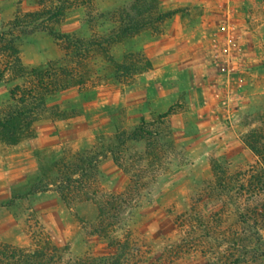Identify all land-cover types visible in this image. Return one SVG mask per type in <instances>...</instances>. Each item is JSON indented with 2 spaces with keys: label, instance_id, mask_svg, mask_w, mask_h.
Segmentation results:
<instances>
[{
  "label": "rangeland",
  "instance_id": "obj_1",
  "mask_svg": "<svg viewBox=\"0 0 264 264\" xmlns=\"http://www.w3.org/2000/svg\"><path fill=\"white\" fill-rule=\"evenodd\" d=\"M92 1L70 0L66 14L49 22L62 39L45 30L22 32L26 65L53 60L70 71L59 72L46 98L49 111L33 129L0 144V241L28 246L34 234L73 258L117 248V231L94 234L85 221L97 204L84 198L128 186L130 175L112 146L124 144L128 155L143 151V141L129 138L145 121L168 154L150 195L133 210L142 241L129 264H207L195 247L175 260L166 251L186 235L174 217L198 202L195 212L219 226L237 224L250 205L264 208L258 191L253 199L236 192L217 199L202 190L212 180L214 157L226 158L231 174L244 179L262 165L245 134L250 116L264 110V0H148L147 21L131 35L118 32L112 14L137 0ZM19 8L35 11L40 3L0 0V27ZM21 82L0 84V106ZM88 173L97 179L77 197L70 179L86 181ZM62 208L72 216L55 217ZM231 251L234 260L240 251Z\"/></svg>",
  "mask_w": 264,
  "mask_h": 264
},
{
  "label": "trees",
  "instance_id": "obj_2",
  "mask_svg": "<svg viewBox=\"0 0 264 264\" xmlns=\"http://www.w3.org/2000/svg\"><path fill=\"white\" fill-rule=\"evenodd\" d=\"M92 2L83 0L82 5L88 6ZM39 3L40 8L35 11L27 12L19 8L11 21L0 27V84L22 80L12 89V100L0 106V144L16 143L21 140L24 131L33 129L35 122L41 120L49 111L46 98L52 92L59 72L67 74L70 71L66 66L56 67L53 60L46 65L32 67L23 60L22 32L27 34L45 30L62 39V34L49 22L59 19L72 6H68L70 0H64V3L39 0ZM148 5H151L148 0H137L132 5L117 7L112 17L119 23L118 32L122 35L139 32L147 21L145 13L149 11ZM250 120L252 128L245 134V140L260 159L261 168L244 179L242 173L231 174L232 170L226 158L214 157L211 159L213 177L208 183L209 186L202 188L204 193L217 199L234 192L237 196L246 193L251 199L256 196L254 193L257 191L264 195V110L252 114ZM132 132L134 136L129 139L145 143V149L139 154H126L127 148H123L124 144L112 146L114 158L130 175V182L124 191L103 192L99 195L96 193L99 198L95 197L96 194L94 198L92 195L84 198L83 195L90 190V186H86L93 184L97 178L88 173L89 179L86 181L70 179V182L77 183V197L84 200L96 199V215L90 219L83 217L91 224L93 233L111 236L112 231H117L119 249L113 248L105 255L98 253L99 255L85 257H66L59 254L62 252L57 245L33 234L32 242L28 246L0 241V264H129L142 241L140 228L132 220L133 210L143 198L150 195L148 188L157 179L159 169L164 166L162 160L168 154L163 150L159 133L150 129L145 121ZM162 152L165 153L164 156ZM64 197L67 201L70 199L67 195ZM197 204L198 202L190 210L174 217L175 225L178 229L180 227V235L184 232L186 235L182 237L183 242H176L177 247L170 245L171 243L167 246L166 251H169L172 259L175 260L195 247L205 254L207 264H264V208L250 205L238 213L237 224L222 222L219 226H214L204 221L200 212H195L198 210ZM231 248H238L240 251L234 260H229Z\"/></svg>",
  "mask_w": 264,
  "mask_h": 264
},
{
  "label": "crops",
  "instance_id": "obj_3",
  "mask_svg": "<svg viewBox=\"0 0 264 264\" xmlns=\"http://www.w3.org/2000/svg\"><path fill=\"white\" fill-rule=\"evenodd\" d=\"M173 28H174V24H172V31H173ZM181 29L183 30V25L181 26ZM59 213H63V214H59ZM54 215L57 218H59V216H61V215H67L68 217L72 216V215L69 214V212L65 208H62L61 210L55 212Z\"/></svg>",
  "mask_w": 264,
  "mask_h": 264
}]
</instances>
